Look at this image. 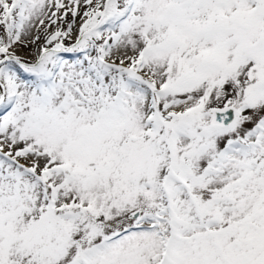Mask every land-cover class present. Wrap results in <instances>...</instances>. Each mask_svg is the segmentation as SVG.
I'll return each mask as SVG.
<instances>
[{
    "label": "snow or ice",
    "instance_id": "snow-or-ice-1",
    "mask_svg": "<svg viewBox=\"0 0 264 264\" xmlns=\"http://www.w3.org/2000/svg\"><path fill=\"white\" fill-rule=\"evenodd\" d=\"M0 264H264V0H0Z\"/></svg>",
    "mask_w": 264,
    "mask_h": 264
}]
</instances>
